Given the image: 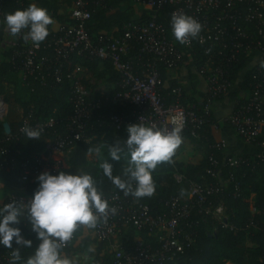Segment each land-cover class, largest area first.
Returning a JSON list of instances; mask_svg holds the SVG:
<instances>
[{
  "label": "trees",
  "instance_id": "1",
  "mask_svg": "<svg viewBox=\"0 0 264 264\" xmlns=\"http://www.w3.org/2000/svg\"><path fill=\"white\" fill-rule=\"evenodd\" d=\"M33 3L47 9L52 21L56 24H74L68 11L72 0H3V8L7 13H11L17 9H26L29 4ZM91 12L92 20L87 30L92 35H117L131 23L155 19L157 23L164 25L169 37L177 47L184 50L183 45L177 42L171 33V8L158 12L144 11L142 15H139L142 11L139 13L131 0H106L105 7L93 8ZM3 30L4 25L0 19V45L4 41ZM54 36L55 30L51 24L48 37L40 44L41 49L37 51L38 56H47L49 59L43 70V80L23 79L18 65L19 60L15 56L19 47L10 48L3 54L0 53V57H2V61H0V95L5 94L6 101L16 106L22 114V120L19 123L11 122L8 119L6 122H0V141L3 140V145L9 150V162L14 161L13 165L0 162V184L3 185L0 190V205L10 200L13 192H18L22 188H25L23 195L31 198L37 185L35 179L25 184L23 172L34 164V160L44 151L49 142L68 135L67 126L74 115V108L71 103L72 88L67 76L78 66L86 70L85 75L90 77V80L99 74L104 80L102 88L105 87V89L102 94V92L96 91L101 88L96 83L91 84L84 81L83 84L90 90L87 102L98 104L92 113L86 132L90 141L75 143L69 157L68 168L62 171L74 173L75 169H83L101 182L107 196L112 192H119L106 178L102 177L99 164L108 159L114 166L113 174H120L122 167L126 165V160L111 161L108 158V146L115 145L118 140L122 141L125 138L126 126L136 124L135 117L145 112L133 105L123 106L107 103L106 98H111L121 91L120 75L108 62L92 61L76 54H72L66 59L58 58L48 47ZM191 55L195 62L196 74L203 77L199 73V68L204 62L203 47L195 46ZM188 60L189 57L186 61ZM57 69L62 74V83H57L54 78ZM171 71V69L159 67L157 90L166 104L174 100L172 91L182 86L171 78ZM229 74L231 85L227 93L215 99H210L207 94H198L196 75L191 74V87L189 90L183 88L181 102L185 106H193L205 118L200 127L194 131L188 129L182 132L181 136L182 138L189 137V131L195 133L204 145L203 157L196 165H185L175 161V153L170 163H161L153 171L152 177L156 185L154 194L151 197L136 199L138 203L148 205L153 214H164L169 211L166 204L172 198L187 200L191 182L221 188V193L215 194L208 200L205 209L210 208L209 204H221L224 207L226 219L219 220L213 215H207L205 210L195 204L186 221L187 224L190 223L193 226L185 229L187 233H193L195 243L184 254L179 255L175 262L166 264H264V157L244 152H229L226 149V144L225 147L218 149L212 133L213 128L219 129L224 126L231 127L235 132L231 124V116L249 98L244 99L242 95L247 91L250 92L257 82L264 83V65L258 69L252 66L250 58H242L239 63L233 64ZM195 96H199V98ZM224 101L232 104L230 117H222L214 110L215 103ZM207 108L210 110L209 115H205ZM116 116L124 118L119 129L112 123V118ZM25 117H31L33 123L44 122L52 117L55 118L56 124L44 133L41 132L39 140H27L20 132ZM4 123H8L10 126L9 134L5 131ZM235 134L240 140H243L236 132ZM262 143H264V135L249 144L258 148ZM95 145L100 150L106 151V155L96 162H92L88 159L90 154L88 149L94 148ZM232 157L240 158L244 163L236 168H231L228 159ZM213 162L216 164L215 168L219 174L216 178L209 174L210 170L214 168ZM176 175H181L185 182L178 183ZM254 210L256 211L254 212ZM196 223L198 226H195ZM21 227L24 228V234L32 238V234L27 230L23 221ZM138 233L143 240L148 241L146 231ZM133 245L134 243H129L123 247L131 248ZM153 246L158 247V244L153 243ZM71 248L69 247L65 251L68 252ZM81 248L84 250L85 244ZM10 253L11 249L0 246V264H11ZM31 253L32 249H21L22 260H26ZM112 261L110 254L95 255L90 264H112Z\"/></svg>",
  "mask_w": 264,
  "mask_h": 264
},
{
  "label": "built area",
  "instance_id": "2",
  "mask_svg": "<svg viewBox=\"0 0 264 264\" xmlns=\"http://www.w3.org/2000/svg\"><path fill=\"white\" fill-rule=\"evenodd\" d=\"M131 1L135 6L143 9V12H158L166 8H171L172 13L183 12L202 25L201 31L197 38L183 45L186 52L177 47L164 25L157 23L155 19L131 23L117 35H92L87 30L92 20L91 9L105 7L106 0H72L69 14L74 24L58 25L48 47L58 58L66 59L76 54L92 61L110 63L121 77V91L111 98H106L105 101L113 105H133L144 110L145 112L135 117L136 124L140 122L157 128L168 127L171 130L169 117L176 115L181 119L182 133L188 129L194 131L204 123V115H200L193 106L182 104L181 87L172 91L174 100L169 104H166L157 90L159 67L175 70L184 66L187 57L192 58L191 53L195 46L203 47L204 62L199 72L206 80V94L210 99L227 93L231 85L230 68L242 58H250L252 66L258 69L264 65V0ZM5 14L7 11L3 8V0H0L4 40L11 39L10 48L19 47L15 56L19 60L18 65L23 79L43 80L42 74L49 62L48 57L38 56L40 45L38 48L33 47L19 36L13 37L3 22ZM85 73L86 70L78 66L67 76L72 88L71 103L74 108V115L67 126L68 135L58 137L46 145L44 151L34 160V164L23 172L25 184L44 171L55 173L56 167L60 170L68 168L69 157L75 143L90 141L86 132L92 113L98 104L87 102L90 90L83 83L88 81L94 84V82ZM54 78L57 83H62L60 70L55 71ZM104 89L105 87L98 88L96 91L104 94ZM0 103L5 108L1 98ZM209 112L207 108L205 115H209ZM123 121L122 116L112 118V123L117 129L121 127ZM55 124L56 120L52 117L40 123H33L31 117H25L22 127L40 128L44 133ZM231 124L237 135L247 143H253L264 135V83L257 82L251 88L246 103L240 105L231 116ZM3 144L4 141L1 140L0 162L13 165L14 161L8 160L9 150ZM260 145L264 146V143ZM216 147L223 148L225 143L217 142ZM243 163L240 158L228 159L231 168ZM213 166L209 174L216 178L219 174L214 162ZM175 178L178 183L185 182L181 175H176ZM24 191L25 188L20 189L11 199L26 202L29 198L23 195ZM219 193H221L220 187L191 182L186 201L172 198L166 204L168 212L153 214L148 205L138 203L136 198L125 196L122 191L112 192L107 197L110 206L116 208V213L109 214L108 219L98 223L92 232L99 244L107 245L113 260L112 264L175 262L179 255L184 254L195 243L193 233H187L185 230L193 226L186 221L195 204L205 210L207 215H213L219 220L226 219L221 204H209L210 208L205 209L208 200ZM195 226H198V223ZM126 228L138 232L146 231L148 241L139 239L131 248L113 244L114 238ZM79 231L74 234L66 249L76 242ZM153 243H157L158 247H154Z\"/></svg>",
  "mask_w": 264,
  "mask_h": 264
},
{
  "label": "clouds",
  "instance_id": "3",
  "mask_svg": "<svg viewBox=\"0 0 264 264\" xmlns=\"http://www.w3.org/2000/svg\"><path fill=\"white\" fill-rule=\"evenodd\" d=\"M4 24L13 36H19L33 47L48 37L53 23L47 9L29 4L4 16ZM171 33L184 45L198 37L202 25L192 16L173 12L170 18ZM168 127L157 128L142 123L126 126L125 138L108 146L111 161L126 160L120 174H113V164L108 159L99 164L102 177L125 196L136 199L151 197L156 185L152 173L157 166L171 162L182 144L180 117H169ZM20 132L27 140H39L42 129L24 126ZM88 152L99 154L98 148ZM55 174L44 171L35 177L36 188L26 202L10 199L0 205V246L11 249V264H90L91 253L68 255L66 247L81 228L95 229L106 221L116 208L110 206L101 182L83 170L75 172L54 169ZM32 238L24 234L21 223ZM21 249H32L22 260Z\"/></svg>",
  "mask_w": 264,
  "mask_h": 264
},
{
  "label": "crops",
  "instance_id": "4",
  "mask_svg": "<svg viewBox=\"0 0 264 264\" xmlns=\"http://www.w3.org/2000/svg\"><path fill=\"white\" fill-rule=\"evenodd\" d=\"M135 8H136V10H138L139 13H141V11L143 12V9L138 8L137 6H135ZM69 9H68V11H69ZM186 64H187L186 66L172 70L170 72L171 78L173 80L179 82L182 85L181 86L182 90H183V88H186V89L188 88L187 90H189V88L191 87L190 86L191 85L190 84L191 83L190 76H191V74H194V75H196V82H197L196 88H197L198 94H206L207 93L206 80L203 77H200L199 75L196 74L194 59L190 57ZM195 97L199 98V96H195ZM242 97L244 99H247L249 97V91L244 93L242 95ZM214 106H215L214 110H215L216 114H218L222 117H230L231 116L232 104L228 103L227 101L215 103ZM212 133H213V136H214L216 142H224L226 144V149L229 152H234V153L235 152L236 153L237 152L238 153L244 152V153H248L250 155H257V156L264 157V146H259L258 148L252 147V145H250L246 141L240 140L236 136V134L232 130V128L229 126H224L222 128H219V129L213 128ZM189 137L197 138L199 140V137L191 131H189ZM189 137L182 138L183 142L175 152L176 153L175 161L178 163H183L185 165H189V164L196 165L201 161V159L203 157V152H198V154H199L198 160H197V155H196V157L193 159V161H189V162L187 161L188 160L187 158L184 159L183 158L184 156L183 157L181 156L182 147L187 146V143L189 142V140H188ZM199 143L202 144L200 142V140H199ZM184 161H185V163H184ZM0 186H2L1 188H3L2 184H0ZM120 234L118 235V237L116 236L114 238L112 243L113 244L117 243L118 245H121L122 247L125 246L126 244L135 243L139 239H142L140 234L132 228H128V229L126 228L123 231H121ZM83 244H85V247H86L84 250L81 248L83 246ZM71 247L72 248L68 252L65 251L70 256L73 254L83 255L84 253H87L89 248H91L93 250L91 253H89L91 258L95 257V255L103 256V255L110 253L109 249L107 248V245L99 244L97 242V240L94 238L92 229L89 230L87 228H81L80 229L77 240Z\"/></svg>",
  "mask_w": 264,
  "mask_h": 264
},
{
  "label": "rangeland",
  "instance_id": "5",
  "mask_svg": "<svg viewBox=\"0 0 264 264\" xmlns=\"http://www.w3.org/2000/svg\"><path fill=\"white\" fill-rule=\"evenodd\" d=\"M52 27L55 30L58 27V24H56L53 21ZM9 39L10 38L4 40L1 43V45H0V53L1 54H3L4 52H7L10 49L9 45L11 44V39H10V41H9ZM1 59H2V57H0V61H2ZM91 80H93V82L96 83L101 88L104 85V80H103L102 77L99 76V74L97 76L93 77ZM0 98L4 102L5 108H6V116L3 119L0 118V122H2V123L6 122L7 119L9 121L15 122V123L21 122V120H22L21 111L16 106L12 105V103L10 104V103H8L6 101L7 96L5 94L4 95H0ZM188 140H189V142L187 143V146H183L182 147L181 156L182 157L184 156L183 157L184 159L187 158L188 159L187 161L189 162V161H193V159L197 155V160H198V157H199L198 152H203L204 145L200 144L199 140L197 138L189 137ZM94 148H98L99 149V147L97 145H95ZM105 155H106V151L99 149V154H97L95 152L91 153V154L88 155V159L90 161H92V162H96L99 158L105 157ZM184 163H185V161H184ZM1 187L2 186H0V190L2 189ZM18 193L19 192H13L11 197L16 195V194H18ZM118 235H117V237H118ZM227 264H231V263H227Z\"/></svg>",
  "mask_w": 264,
  "mask_h": 264
},
{
  "label": "bare ground",
  "instance_id": "6",
  "mask_svg": "<svg viewBox=\"0 0 264 264\" xmlns=\"http://www.w3.org/2000/svg\"><path fill=\"white\" fill-rule=\"evenodd\" d=\"M5 114H6L5 108L0 103V118L2 119Z\"/></svg>",
  "mask_w": 264,
  "mask_h": 264
},
{
  "label": "water",
  "instance_id": "7",
  "mask_svg": "<svg viewBox=\"0 0 264 264\" xmlns=\"http://www.w3.org/2000/svg\"><path fill=\"white\" fill-rule=\"evenodd\" d=\"M4 128H5L6 133L9 134L10 133V126L8 123H4Z\"/></svg>",
  "mask_w": 264,
  "mask_h": 264
}]
</instances>
